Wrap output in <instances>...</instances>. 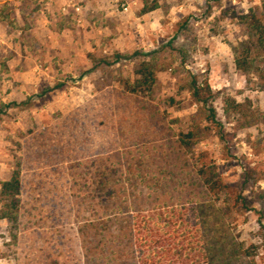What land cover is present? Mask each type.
<instances>
[{
	"label": "rangeland",
	"instance_id": "obj_1",
	"mask_svg": "<svg viewBox=\"0 0 264 264\" xmlns=\"http://www.w3.org/2000/svg\"><path fill=\"white\" fill-rule=\"evenodd\" d=\"M157 1L146 14V0L67 13L0 0V190L18 170L23 185L18 223L0 220V264H138L134 216L211 201L264 264V54L243 21L264 0ZM247 50L250 73L236 67ZM144 62L156 82L140 95ZM194 80L215 99L196 101Z\"/></svg>",
	"mask_w": 264,
	"mask_h": 264
},
{
	"label": "trees",
	"instance_id": "obj_2",
	"mask_svg": "<svg viewBox=\"0 0 264 264\" xmlns=\"http://www.w3.org/2000/svg\"><path fill=\"white\" fill-rule=\"evenodd\" d=\"M159 2H145L144 13H152L159 9ZM3 15V14H2ZM9 21V18L2 19ZM256 39V49L264 54V4L262 14L251 11L243 19ZM250 51L236 59L239 71L250 73L255 63ZM155 62H144L137 74L140 79L133 86V91L140 95L149 94L156 82ZM259 71V79L264 85V70ZM194 99L208 104L215 99L209 86L199 84L195 80L191 84ZM225 111L228 114H241L244 108L233 99H226ZM9 106L0 104V120ZM212 119L216 120V111L211 110ZM193 134L183 135L181 142L190 147ZM204 182L215 191L219 186L216 174L201 170ZM22 181L20 171H16L11 179L2 184L0 198L3 204L0 209V220L10 224L18 223L21 209ZM134 249L138 264H255L251 253L245 245L237 240L224 212L215 201L196 205L183 206L134 216Z\"/></svg>",
	"mask_w": 264,
	"mask_h": 264
},
{
	"label": "crops",
	"instance_id": "obj_3",
	"mask_svg": "<svg viewBox=\"0 0 264 264\" xmlns=\"http://www.w3.org/2000/svg\"><path fill=\"white\" fill-rule=\"evenodd\" d=\"M43 1L46 2L45 10L47 11L52 10L51 7L53 6V3H56V5H59L58 3L63 4L64 7L71 5L72 6L71 9H74V7H79L76 0H43Z\"/></svg>",
	"mask_w": 264,
	"mask_h": 264
},
{
	"label": "built area",
	"instance_id": "obj_4",
	"mask_svg": "<svg viewBox=\"0 0 264 264\" xmlns=\"http://www.w3.org/2000/svg\"><path fill=\"white\" fill-rule=\"evenodd\" d=\"M71 8H72V6H71V5H68V6H66V7L63 9V11H64L65 13H67V12L69 11V9H71ZM74 9H75L77 12H80V10H81L80 7H74ZM122 9H123L124 12H128V11H129V6H128V4H127V3L122 4Z\"/></svg>",
	"mask_w": 264,
	"mask_h": 264
}]
</instances>
